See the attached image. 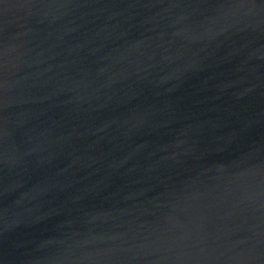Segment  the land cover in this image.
Listing matches in <instances>:
<instances>
[{
    "label": "water",
    "instance_id": "water-1",
    "mask_svg": "<svg viewBox=\"0 0 264 264\" xmlns=\"http://www.w3.org/2000/svg\"><path fill=\"white\" fill-rule=\"evenodd\" d=\"M0 264H264V0H0Z\"/></svg>",
    "mask_w": 264,
    "mask_h": 264
}]
</instances>
